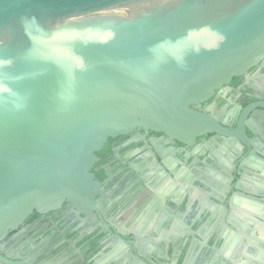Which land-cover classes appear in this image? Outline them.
I'll return each mask as SVG.
<instances>
[{"label": "water", "instance_id": "water-1", "mask_svg": "<svg viewBox=\"0 0 264 264\" xmlns=\"http://www.w3.org/2000/svg\"><path fill=\"white\" fill-rule=\"evenodd\" d=\"M263 62L264 0H0V242L33 212L64 203L77 217L95 211L103 194L91 172L96 153L135 130L185 147L197 138L210 150L221 142L237 157L215 183L186 181L202 194L199 205L183 190L157 195L175 215L152 216L145 231L157 234L165 223L186 229L182 264L194 243H207L211 233L196 223L214 207L222 215L243 202L264 216L256 184L264 183ZM258 65L263 73L250 77ZM233 78L251 80L237 99L221 95ZM216 93L220 107L192 108ZM131 221L129 229L109 228L114 254L158 264L141 247L142 217ZM212 238L223 242L222 230ZM0 263L22 264L1 244ZM241 264H264V243Z\"/></svg>", "mask_w": 264, "mask_h": 264}, {"label": "flooded vegetation", "instance_id": "flooded-vegetation-1", "mask_svg": "<svg viewBox=\"0 0 264 264\" xmlns=\"http://www.w3.org/2000/svg\"><path fill=\"white\" fill-rule=\"evenodd\" d=\"M262 71L261 65H258L247 74L252 77ZM250 81L233 78L221 88V95L237 99ZM223 103L216 93L207 102L192 108L207 112L209 108H218ZM206 143L197 138L193 146L185 147L160 133L146 134L142 130L109 138L96 153L98 160L91 170L103 188L97 209L77 217L72 207L64 203L55 211L33 212L17 229L8 231L0 242L2 250L10 259L22 264H87L91 260L96 261L95 264H135L127 251L114 254V233L109 228L129 229L133 226L131 219L140 216V231L144 230L140 234L141 247H145L148 255L158 264H182L180 254L185 249L186 229L179 228L184 237L181 243H171V251L166 253L164 263L160 260L162 248L157 247L156 253L150 254L147 243L160 242L162 229H174L178 225L165 223L158 228L157 234L145 230L149 228L147 221L152 216L175 215V210L167 209L166 204L158 200V194L168 192L171 198H175L183 190L192 198L194 193L202 197L196 190L189 192L195 179L201 176L215 183L212 176L214 170L220 169L221 173L226 162L234 164L237 157H229L221 142L212 146L211 150ZM221 154L224 155L222 158ZM205 155L210 156L206 158L207 165L193 163L194 159L202 160ZM190 180L193 184L188 185L186 181ZM105 228L106 233L103 232ZM153 237L157 239L150 240ZM126 239L129 240L130 236ZM142 263L148 264L143 260Z\"/></svg>", "mask_w": 264, "mask_h": 264}, {"label": "crops", "instance_id": "crops-1", "mask_svg": "<svg viewBox=\"0 0 264 264\" xmlns=\"http://www.w3.org/2000/svg\"><path fill=\"white\" fill-rule=\"evenodd\" d=\"M263 73V71H262ZM221 158L223 154L219 155ZM264 156L257 157L264 162ZM264 169V168H263ZM261 169V170H263ZM220 169H215L213 177H217ZM254 179V178H253ZM257 188L264 191L262 180L256 181ZM247 184V183H244ZM201 195L194 193L193 204H200ZM217 203V202H215ZM213 207V206H212ZM221 215V210L214 207L213 217L203 216L202 223H196L200 227V233L205 235L211 233L207 243H194L190 258L185 264H241L252 260L254 252L261 248L264 243V216L248 213L243 208V202L235 207L226 208ZM179 226L171 229H162L161 240L158 243H147L150 254L156 253V248H162L160 260L166 261V253L171 251V243H181L184 235L180 234ZM223 232L224 241L214 242L212 235L214 231ZM164 246V249H163ZM159 260V261H160Z\"/></svg>", "mask_w": 264, "mask_h": 264}]
</instances>
